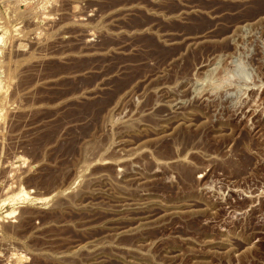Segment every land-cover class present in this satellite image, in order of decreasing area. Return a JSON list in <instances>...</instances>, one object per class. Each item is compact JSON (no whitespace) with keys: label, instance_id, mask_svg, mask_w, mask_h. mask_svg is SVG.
Instances as JSON below:
<instances>
[{"label":"rangeland","instance_id":"1","mask_svg":"<svg viewBox=\"0 0 264 264\" xmlns=\"http://www.w3.org/2000/svg\"><path fill=\"white\" fill-rule=\"evenodd\" d=\"M0 264H264V0H0Z\"/></svg>","mask_w":264,"mask_h":264},{"label":"clouds","instance_id":"2","mask_svg":"<svg viewBox=\"0 0 264 264\" xmlns=\"http://www.w3.org/2000/svg\"><path fill=\"white\" fill-rule=\"evenodd\" d=\"M246 63V54L243 49L239 50L230 59L228 68L232 72L234 79L231 85L228 87H221L217 91H213L209 88V95L213 98L215 102H219L221 105H226L229 107H236L242 103L244 97V89L241 87H236L237 84L244 85L248 83V78L241 74L242 65Z\"/></svg>","mask_w":264,"mask_h":264}]
</instances>
